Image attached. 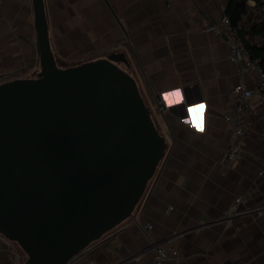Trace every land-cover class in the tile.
<instances>
[{"label": "crops", "instance_id": "obj_1", "mask_svg": "<svg viewBox=\"0 0 264 264\" xmlns=\"http://www.w3.org/2000/svg\"><path fill=\"white\" fill-rule=\"evenodd\" d=\"M231 1L44 0L57 60L83 64L123 54L127 64L119 66L135 79L157 128L170 139L133 216L75 264H146L154 257L152 242L166 239L181 254L174 264H264L263 102L256 94L245 108L246 134L238 140L225 120L234 107L237 67L225 40L206 31ZM248 6L239 24L247 44H260L261 37L249 34L264 20L260 5L249 0ZM40 71L34 0H0V84ZM243 79L257 89L253 72ZM235 142L245 154L231 162ZM237 198L245 199L241 209L256 211L229 216ZM146 223L153 226L150 236L140 230ZM18 247L0 234V264L23 255Z\"/></svg>", "mask_w": 264, "mask_h": 264}, {"label": "water", "instance_id": "obj_2", "mask_svg": "<svg viewBox=\"0 0 264 264\" xmlns=\"http://www.w3.org/2000/svg\"><path fill=\"white\" fill-rule=\"evenodd\" d=\"M41 71L0 84V234L75 264L130 219L168 148L123 54L63 68L34 0Z\"/></svg>", "mask_w": 264, "mask_h": 264}, {"label": "built area", "instance_id": "obj_3", "mask_svg": "<svg viewBox=\"0 0 264 264\" xmlns=\"http://www.w3.org/2000/svg\"><path fill=\"white\" fill-rule=\"evenodd\" d=\"M259 13L264 18V3L260 5ZM242 29V26L239 23L235 24L227 14L212 22V24L206 29L207 32L217 34L225 40L229 48V60L237 67L239 83L232 90L234 107L232 109V114L225 116V120L235 126V136L238 140L243 138L246 134V117L244 111L256 94H259L264 107V68L259 58H253L251 56ZM246 72H253L256 75L258 80L256 90L250 89L244 81L243 74ZM19 78H23V76L21 74L11 75L6 82L17 80ZM164 111L165 108L162 105V100L159 98L157 112L163 113ZM253 114L257 115L258 110H253ZM165 138L167 143H169L170 139L168 136ZM244 154L245 149L240 143L235 142L230 147L228 160L231 162L237 161ZM244 201V198H237L228 215L232 217L256 211L241 209ZM152 228L153 226L150 223L140 225V230L147 236H150ZM152 248L154 251V257L146 264H174V261H179L181 258L180 252L175 248L170 239L156 242L153 241ZM90 249L85 250L84 253ZM24 262L25 258L21 253L14 255L13 264H23Z\"/></svg>", "mask_w": 264, "mask_h": 264}, {"label": "trees", "instance_id": "obj_4", "mask_svg": "<svg viewBox=\"0 0 264 264\" xmlns=\"http://www.w3.org/2000/svg\"><path fill=\"white\" fill-rule=\"evenodd\" d=\"M249 0H232L231 4L227 10V15L230 16L235 24L240 23L243 17L247 14L249 10L248 6ZM257 5H262L264 0H252ZM249 34L255 37H261L263 41L260 44H250L248 43V49L253 58H259L261 64L264 68V20L260 23L254 24L249 30Z\"/></svg>", "mask_w": 264, "mask_h": 264}, {"label": "rangeland", "instance_id": "obj_5", "mask_svg": "<svg viewBox=\"0 0 264 264\" xmlns=\"http://www.w3.org/2000/svg\"><path fill=\"white\" fill-rule=\"evenodd\" d=\"M57 62H58V65L63 67V68H67V67H71V66H77V65H81L82 64V60H68V63H64V62H62L60 60H57ZM18 250H20L23 253V256H24L25 261H26L27 257L25 255V253L21 250L20 247H18Z\"/></svg>", "mask_w": 264, "mask_h": 264}, {"label": "snow or ice", "instance_id": "obj_6", "mask_svg": "<svg viewBox=\"0 0 264 264\" xmlns=\"http://www.w3.org/2000/svg\"><path fill=\"white\" fill-rule=\"evenodd\" d=\"M202 131V129H200Z\"/></svg>", "mask_w": 264, "mask_h": 264}]
</instances>
